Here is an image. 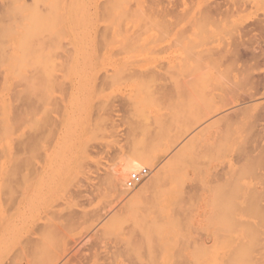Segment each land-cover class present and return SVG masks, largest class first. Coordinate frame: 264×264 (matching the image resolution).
I'll return each mask as SVG.
<instances>
[{
	"label": "rangeland",
	"instance_id": "rangeland-1",
	"mask_svg": "<svg viewBox=\"0 0 264 264\" xmlns=\"http://www.w3.org/2000/svg\"><path fill=\"white\" fill-rule=\"evenodd\" d=\"M37 9H41V14H39V11L37 14H39L38 16L42 15L41 18L43 17L44 20L38 16L37 18H33L35 17L33 16V10ZM29 13L30 15L32 13V20L29 19ZM46 18H49V22L46 20ZM31 21H34L33 24L36 22V26L29 24ZM26 28H29L30 31L36 34L31 35L28 33L31 35V37L35 38V40L37 39L38 41H43L39 42L40 44H36L37 41H34L33 38L29 40L30 35L28 36L26 34L29 32L28 29V31L24 34ZM34 30H40V32H38L39 35ZM21 34L25 36L27 35L28 38L26 37V40H22ZM25 36L23 39H25ZM39 36L42 38L40 39ZM15 37L16 39L18 38L17 41L15 40ZM19 40L23 42L20 41V43ZM4 41L5 43L3 44ZM14 41H16V43ZM26 41L27 43L30 41L31 45H27V43H25ZM13 43L17 49L14 47L15 51L13 48L12 52V47L14 46ZM35 44L37 45L36 47ZM18 45L19 47L22 46L21 49H23V47L24 49L25 47H27V49L29 48L27 51L24 50L29 54L25 53V55L22 52L21 55L19 53L20 48ZM0 46L2 47V50L4 49L3 53L1 52L2 50H0V131L2 130L0 132V150L2 149L1 151H3L1 154L2 156L0 157V264H38L40 261V264H77L78 262V264H83V260L84 262L89 260L84 264H95L97 262V264H103V262H105V264L106 262L107 264H110L111 262L109 261H112V259H117L114 262L112 261V264H124V262L127 264L130 258L132 259L129 262H134L133 264H135V262L136 264H185L187 262L188 264H194V262L197 264L199 261H201V264H241V261L242 264H255L256 260H259V262L264 264V117H262V114L264 116V0H0ZM39 49H41V51L38 52ZM4 51H7V53ZM33 51L37 52L33 53ZM17 52L18 56H15ZM12 53H14L13 55L16 57V59L13 58L14 56ZM19 54L21 57L27 56L23 58V60L26 61L22 62L24 68L20 67L19 60L22 61V58H19ZM28 55L30 57H28ZM17 57L19 59H17ZM257 57L259 59H257ZM30 63H33L31 64V67ZM16 66L19 67V70L17 71ZM63 70L64 73H62ZM29 71L30 74L31 71L33 73L36 71L35 73H37V75L33 73L32 74L34 77L37 76V78H40V80L41 78H44L42 81L34 78L36 79L35 81L37 88L36 85H33L35 82L33 81L34 79L30 80L33 77H25V75H28ZM13 72L17 76L13 75ZM40 72L42 75L43 72H48V75L45 73V77H43L44 75L42 76ZM106 74L110 75V78L109 76L107 78ZM112 74L116 76V79L113 78L115 76ZM61 76H63V78ZM3 77L5 78V81H3ZM24 77L25 79L27 78V80L29 79V81H31H28V84L31 85L25 84L26 80H22ZM47 77H49V80L51 79L50 82L48 81ZM149 77H151L152 80L149 79ZM54 78L58 79V81H55ZM111 78L114 80L109 83L108 80H111ZM145 78L151 81H146L144 80ZM153 78L157 79H154L153 81ZM17 80H19L17 84H20H16L17 87L14 85V88L13 82L15 84ZM140 80L143 81L141 82ZM103 82L105 85H103ZM42 83L45 84V88H43ZM58 83H60V85ZM139 83H141L140 85L143 87L140 86ZM47 85L51 87L50 90H48L49 88ZM29 86H34L32 87V91H30L31 89ZM38 86L40 87V90L38 89ZM158 87L160 89H158ZM33 88L35 90L38 89L37 92ZM146 88L149 90H143ZM156 88L160 91H158ZM14 90H21V92H16ZM26 90L27 92L25 93ZM153 90L154 93L165 90V92L167 91V94L169 93L168 96L170 95L171 97L169 96V98H167V95H165L163 98V94H166L165 92L154 94ZM47 91L50 92L48 93ZM10 93H12V96L9 95ZM26 94H29L31 97H28L29 95L27 96ZM156 94L158 97H161V95L162 97H159L160 99L157 100ZM63 97L65 101L62 100ZM162 99H164V103L162 102ZM10 103L12 106L14 105V107H12ZM142 104L144 106L146 105V107H143ZM149 104L152 106H148ZM212 105L214 107H211ZM162 106L165 108H162ZM12 108L18 114L20 111L22 112V115H20V112V116H16V120L14 118L15 112ZM134 108L135 111H138L139 113L135 112ZM105 110L107 111V114L104 113ZM207 110H209V112H207ZM130 111L134 112L135 115L132 112L130 113ZM141 111L144 116H142ZM146 111L148 114H146ZM163 112L166 113L163 114ZM160 113H162L161 116ZM186 113L187 116H183L186 115ZM99 114H101V116ZM248 114H250V116ZM11 115L12 120H14H11L10 122ZM150 115L151 118L155 119L150 120ZM21 116L23 117L22 120H20V118L18 119V117ZM132 116L133 119L135 118L134 121ZM172 116H174L173 119ZM160 117L163 119H160ZM140 118L144 121L141 120V122ZM156 118L158 119L156 120ZM165 119H167L166 121L168 122H163L169 124L163 126L164 124L162 123V120ZM147 120L150 121L147 122ZM170 120H173V122ZM130 121H133L132 125L135 128L139 127V131H136L137 129L132 127ZM144 122L145 124L150 123L151 125H145ZM11 123L13 126L10 125ZM142 124H144V126L141 129L140 125L142 126ZM184 124L186 126L187 124H190L188 126L189 128ZM48 125H50L51 128H49ZM168 125H172L173 130ZM167 126L169 128H167ZM190 126L193 128H190ZM128 127L135 129L133 133H130L132 131L128 129ZM151 127L153 128L151 129ZM111 128L114 130H111ZM160 128L163 129L161 130ZM164 129L165 131L168 130L166 133H172L171 137L170 134L167 135L170 138L173 137V141L171 140V142H173V144H175L178 148L170 143V138L167 135L165 136ZM186 129L189 131L188 134ZM199 129L201 130V133ZM106 130L110 132L108 133ZM127 130H130L129 134H132L130 137L131 139L129 138L130 135L127 133ZM150 130L152 132L153 130L156 132H153L154 136ZM169 130H172V132ZM148 131H150V135ZM173 131H175V134ZM176 131L178 132V135L181 133V137L178 136V138L176 136L177 140L174 138L177 133ZM112 133L114 134L113 136ZM135 133L139 135H135ZM31 134L35 136H31ZM125 135L127 137H125ZM139 136L141 137L140 139ZM148 136H150V138H148ZM152 137H154V139ZM127 138L131 140V145H128L129 141L126 140ZM133 138L136 141H134ZM155 138H157V142H155ZM37 140L38 142H36ZM194 140L196 141L194 142ZM121 141H127L128 143H123ZM159 141L160 143L163 142V144H160ZM133 142L137 146H134ZM152 142L154 144H151ZM147 143L148 145L151 144L153 147L151 145L146 147ZM27 144L28 146H26ZM22 145L26 147V151H24L25 147ZM170 146H174L172 147L173 149ZM119 147H122L121 149L123 151L120 150ZM131 147H134L135 149L132 148L131 150ZM136 147H141V150ZM154 147L156 149H154ZM194 147L196 150L199 148V150L195 152L198 153V156L194 153V151H196ZM13 148L15 150L12 151ZM28 148L30 150L32 148V152H30V150L27 151ZM117 148L119 150H117ZM161 148L165 150L161 151ZM167 148L168 150H166ZM125 149L127 150L125 151ZM142 150L144 152H148V154L146 152L145 154ZM192 150L193 152H191ZM127 151L130 155H127ZM149 153H151L150 158L153 159L149 161L151 162L149 165L150 169L146 168L145 166L141 168V170H148L149 178L146 177L147 179H144L142 181L143 183L141 182L140 184H145V186L148 185L146 184L148 181L145 180H149L152 177L155 178L156 174L160 175V177L163 175L161 182L162 184L166 182V184L162 185L159 183L157 187L154 186L153 188H149L148 190L150 191H146L144 189V185L141 186L138 184L134 190L126 191V186L124 187V185H126V179H128L126 177L129 176L127 175L123 181L125 184H122V186L119 185L118 187L119 191L121 190L122 192L124 190L125 192H117L118 190H114L112 186L107 187L111 184L109 182L110 179H108V176L113 175L110 178H114L115 174L112 171L118 173L123 164L126 166L129 162L126 161L129 160V156L131 158L130 160L133 159L132 157H134L133 160H138L139 156L142 154L149 158ZM183 153L185 154L183 155ZM189 153L193 154L189 155ZM119 156L121 157L120 160ZM142 157H144L145 162V156L140 157L141 161ZM116 158H118V161L115 164ZM150 158L148 160H150ZM166 159L169 160L165 161ZM178 159L180 164L176 165ZM187 159H189V161ZM121 160L124 163H121ZM158 163H160V166L164 163L162 166L163 168H158ZM169 163L174 164L173 169V164L170 166ZM164 165L165 167L167 166V168L171 167L169 168L170 170L165 168L168 173H166L167 171L164 169ZM109 166L111 168H108ZM113 167L114 170H112ZM109 169H111V171ZM9 171L11 175L13 174L14 179H12V176L9 175ZM230 171L231 173L234 171L236 174H230ZM21 172H23V175L20 176L19 174H21ZM202 173H204V175ZM74 174L75 176H73ZM103 174L105 176L104 178ZM209 174L212 176L210 177ZM30 176L33 177L29 179ZM216 176H222L223 178L219 177L218 179ZM232 176H234V179ZM19 177L25 178L20 180ZM210 178H214L211 180L212 182H210ZM235 178H237V180ZM101 179H105L106 182H103V180V184H101ZM201 179L204 180L201 181ZM215 180H217L218 183H216L217 181L215 182ZM225 180L230 182V184L228 183L226 186H224L226 183ZM9 181L13 186L9 185ZM107 181L110 184L105 185ZM201 182H203L202 185H205L203 186L205 189H203ZM233 182L235 186L232 187L230 185ZM94 185L98 187L96 188ZM160 185H162V187L164 186V188H162ZM139 186L142 188L144 186V188L141 189ZM192 186L196 188H192ZM199 186L202 187V189ZM99 187L102 192L98 191ZM238 188L241 189L240 196L238 194L240 189ZM138 189L140 190L138 191ZM195 189H197V191L201 190L199 191V195ZM211 189H214L215 191H211ZM230 189H233V191ZM109 191H111L110 194L108 193ZM231 191L233 193H231ZM141 192L145 194L143 195ZM148 192L149 194H147ZM181 192L184 193L181 194ZM191 192H194L195 195L190 194ZM101 193L102 196L98 195ZM117 193H121V195ZM226 193H228L229 196ZM105 194L107 195L104 196ZM187 194L190 195L188 196ZM147 195L150 198L145 197ZM181 196H183L182 200H180ZM189 197H193L192 200H190L191 198L189 199ZM131 198H133L132 202ZM185 198H188L186 200L189 201H187V203L184 204L185 207L182 208L184 206L182 202H185L183 201ZM143 199L145 203L144 201L142 202ZM193 199H195V202H193ZM247 200L249 201L247 202ZM125 201H127V203ZM176 201L179 202V204H182L178 207L180 209L182 208L183 211L181 209L180 212H177L178 203ZM190 201L194 204H197L193 206L194 204H192ZM133 202L135 204H133ZM164 203L166 207L164 206ZM56 204L59 206L57 207ZM105 204H107V206ZM207 204L214 208H211ZM55 205L56 207H54ZM216 205H219L221 208ZM122 208H127L128 210L126 211V209H123V211ZM208 208H211L212 210H209ZM95 209L97 212L99 211L98 217H96L97 215H93L94 213H97L96 211L94 212ZM149 209L152 211H149ZM174 209L176 210V213H174ZM246 209L248 210L247 212H245ZM71 210V213L80 212L79 214L82 215L83 213V215H86V217L83 216L85 217L83 218L81 215L77 214L78 217L80 216L78 218L75 214L76 222L74 219L75 217H73L74 214L70 213ZM144 211L146 214H144ZM64 212L67 213V218L63 215L60 216L61 214L66 215ZM88 212L91 214L89 215ZM51 214L53 216L59 214V217L61 218L59 219L58 216L54 218L51 216ZM69 215L73 218H68ZM161 215L163 216L161 217ZM173 215H178V218L176 216L174 218ZM219 215H221V217ZM45 216L48 220L45 219ZM93 216L94 218H92ZM126 218L127 220L132 218L130 219L131 221L128 220L131 223L128 224ZM154 218H157V220ZM88 219L90 220V223ZM164 219H166V222ZM93 220L95 221L93 222ZM152 220L155 221L152 222ZM167 220H169V222ZM234 220L237 221L238 224L236 223L235 225ZM65 221H67L68 226H66V228L63 226L64 223V225H66ZM73 221L74 224H71ZM85 221H88V223ZM78 222H82V224H78ZM84 222L86 223L85 225H83ZM145 222L151 223H147L151 227L149 228ZM159 222L162 223L160 224ZM92 224L95 225L93 226ZM52 225L55 228L51 227ZM237 225L238 227H236ZM123 226H125V228L122 230H125L126 232L128 231L127 234L123 233L125 231L121 230ZM129 226H134L133 230L132 227L129 229ZM148 228L149 230H152L148 231ZM39 229L41 231H39ZM68 229L69 232L67 231ZM53 230L54 232H51ZM106 230H109L112 234H114L111 235L110 233V239H107V236L110 235H108L109 231L107 233ZM48 231L49 233H47ZM151 231H153V233ZM157 231L160 233L158 234ZM102 232L104 234H102ZM94 233L97 234L96 237ZM45 234H49L47 235L49 236L48 239ZM98 235L103 238L100 239ZM138 235H140L141 238H139L140 236ZM41 236L44 238H41ZM114 236L116 237L113 238ZM52 237L55 239V241ZM149 237L154 240V243L153 241L151 243L149 242V240L151 241ZM36 238H39L40 240L37 239L36 242ZM56 238L58 240H56ZM132 238L134 241L138 239H142L143 241L145 239V241H148H144L143 245H141L143 241L140 242L139 240L140 244H138L141 245L142 248H140L139 245V247L136 248V242L132 241ZM44 239H46L48 242ZM205 239L208 240V246H202L205 252L203 253V248L200 245V241L202 243V240ZM28 240L30 242H28ZM106 240L110 243H108ZM21 241L22 243H20ZM122 241L124 244H126L125 246L122 244ZM132 242L134 243V246L132 245V247H130L131 245L129 244ZM148 242L154 245L151 246ZM40 243L42 244L40 245ZM66 243L67 245L69 243V245L67 246ZM94 243L96 245L100 244L98 245L99 247ZM117 243L121 247L118 246L116 248ZM145 243L149 246L144 245ZM194 243L198 245L196 246ZM36 244V249H33ZM193 245L195 248L192 250L194 251L196 247L198 249H200V247L202 248V253L205 256V259L202 258L203 255L202 257L199 256L201 254L197 255L199 251L196 249L197 253L195 252V254L199 257H195V259L192 260L190 254L192 252L194 253V251H190ZM44 246V251H42ZM103 246L108 247L105 248ZM122 246H124L125 250L121 249L123 248ZM144 246H146L145 249L143 248ZM26 247H29V249ZM30 247H32L35 252L30 250ZM151 247H153L154 252H152L153 249ZM126 248L128 249L127 253ZM131 248H134V254L130 253L132 252ZM138 248H140L141 252L138 251ZM146 248H148V251ZM25 249H28L27 252ZM92 250L95 252L92 253ZM119 250L121 253H119ZM100 251L103 252L104 255ZM112 251L116 258L112 256ZM123 251L124 253L128 254V256L123 254ZM137 251L138 254L136 253ZM142 251L145 253H142ZM156 252L158 253L157 256H155V254H157ZM189 252L190 254H187ZM94 254L97 256L95 255L94 257ZM186 254L187 256L184 257ZM15 255L16 258L14 259ZM89 255L91 257H88ZM122 255L123 257L125 256V258L122 259ZM129 255L132 256L129 257ZM18 256H20V258ZM82 256L85 257L83 258ZM58 257H60V259ZM86 257L90 259H87ZM30 258L32 262L28 263L30 262ZM33 258H35V260ZM37 259L38 262L36 261ZM133 259L136 261H133ZM156 259L158 262H156ZM196 259H198V261ZM253 259L256 260L254 261ZM190 260L192 261L190 262ZM244 261L246 262L243 263ZM129 262L128 264H132Z\"/></svg>",
	"mask_w": 264,
	"mask_h": 264
},
{
	"label": "bare ground",
	"instance_id": "bare-ground-1",
	"mask_svg": "<svg viewBox=\"0 0 264 264\" xmlns=\"http://www.w3.org/2000/svg\"><path fill=\"white\" fill-rule=\"evenodd\" d=\"M38 11H39V14H41V9H39V10H38V9H37V10H33L34 13H33V12H32V13H33V16H35V17L32 16V13H31V15H30V13H29V15H30V17L28 16L29 19L32 20V17H33V18H37V16L39 15V14H37ZM35 13H36V14H35ZM46 14H47V13H46ZM43 15H44V14H43ZM41 16H42V15H40V16H38V17L41 18ZM44 16H45V15H44ZM46 17H47V16H46ZM29 19H28V21H29ZM41 19L44 20L43 17H42ZM48 19H49V18H48ZM48 19L46 18V20H48ZM33 20H34V19H33ZM33 22H34V21H31L29 24L32 25ZM48 22H49V20H48ZM34 24H35V25H34ZM34 24H33V26H36V22H35ZM26 26H27V25H26ZM37 26H38V25H37ZM43 26H44V25H43ZM18 27H19V25H18ZM19 28H20V27H19ZM27 29L29 30V32H27V31H28ZM25 30H26V31H25ZM25 30H24V31H25L24 34L27 32L26 34H27L28 36H29L30 34H31V35H32V34H35V33H33L32 31H30L29 28H26ZM41 30H42V29H41ZM13 31H14V30H13ZM34 31H36L37 34H38V32H40V30H38V31H37V30H34ZM42 31H43V30H42ZM19 33H20V32H19ZM28 33H30V34H28ZM41 34H42V33H41ZM22 35H23V34H21V38H22V40H26V37L28 38L27 35H26V36L23 35V37L25 36V39H23ZM31 35L29 36V40H30L31 38H33V37H31ZM35 35H36V34H35ZM38 35H39V34H38ZM34 37H35V36H34ZM39 37H40V36H39ZM37 38H38V36H37ZM41 38H42V37H40V39H41ZM17 39H18V38H17ZM17 39H16V37H15V40H16V41H17ZM19 39H20V37H19ZM33 39H34V41H37V43L34 42L33 40H31V41H33V42L36 43V44H38L39 42H42V41H43V40H42V41H41V40L38 41L37 39L35 40V38H33ZM4 40H5V39H4ZM11 41H12V40H11ZM16 41H14V42L16 43ZM20 41H21V40H19V42H20ZM19 42H18V43H19ZM21 42H23V41H21ZM21 42H20V43H21ZM4 43H5V41L3 42V44H4ZM6 43H7V42H6ZM20 43H19V44H20ZM25 43H27V41H26ZM3 44H2V46H3ZM11 44H12V43H11ZM28 44L31 45V44H30V41L27 43V45H28ZM36 44H35V47L37 46ZM39 44H40V43H39ZM13 45H14V43H13ZM14 47L17 49V47L14 45V46L12 47V52H13V48H14ZM18 47H19V45H18ZM21 47H22V46L19 47V48H20V52H19L20 54H21L22 52H23V54H25V53H26L25 51H27V50L29 49V48L27 49V47H25V49H24V47H23V49H21ZM33 47H34V44H33ZM33 47H32V48H33ZM1 48H2V47L0 46V50H2ZM3 48H4V46H3ZM5 48H6V47H5ZM15 48H14V51H15ZM38 48H39V47H38ZM36 49H37V48H36ZM3 50H4V49H3ZM3 50L1 51L2 53H3ZM21 50H23V51H21ZM24 50H25V51H24ZM16 51H17V50H16ZM39 51H41V49H39L38 52H39ZM4 52H5V51H4ZM29 52H30V50H29ZM34 52L36 53L37 51H33V53H34ZM5 53H7V51H6ZM33 53H32V54H33ZM13 54H14V53H12V55H13ZM20 54H19V58H22V59H21L22 61L19 60V64H20V67L24 68V66L22 65V64H23L22 62L24 61L23 58L27 57V56H25V55H26V54H29V53H26L25 55H23V56H25V57H21L22 54H21V55H20ZM32 54H31V55H32ZM16 55L18 56V52H17V54H15V56H16ZM13 56H14V55H13ZM15 56H14L13 58L16 59ZM6 57H7V55H6ZM28 57H30V56L28 55ZM32 57H33V56H32ZM255 57H256V56H255ZM258 57H259V56H258ZM258 57H257V59H259ZM19 58L17 57V59H19ZM261 58H262V57H261ZM263 58H264V57H263ZM6 59H8V58H6ZM251 59H252V58H251ZM28 60H30V59H28ZM260 60H261V59H260ZM31 61H32V60H31ZM24 62H26V61H24ZM27 62H29V61H27ZM254 62H255V61H254ZM258 62H259V61H258ZM17 64H18V63H17ZM25 64H27V63H25ZM31 64H33V63H30V67H31ZM253 64H254V63H253ZM261 64H262V63H261ZM18 66H19V65H18ZM18 66H16V67H17L16 71L19 70V69H18V68H19ZM25 66H26V65H25ZM27 66H28V65H27ZM32 66H33V65H32ZM253 67H254V66H253ZM11 68H12V67H11ZM32 68H33V67H32ZM25 69H26V68H25ZM32 70H33V69H32ZM42 70H43V69H42ZM42 70H41V72H42ZM36 71H37V70H36ZM36 71H34V73L31 71V74H30V71H29L28 75H27V76L25 75V77H28V76H29V78L33 77V78H31L30 80H32V79H34V78L40 80V78H37V76H36V77L33 76V74L37 75V73H35ZM39 71H40V69H39ZM66 71H67V70H66ZM41 72H40V74H41ZM61 72H62V71H61ZM32 73H33V74H32ZM45 73H46V72H45ZM45 73L43 72V75H44ZM62 73H64V70H63ZM62 73H61V74H62ZM12 74H13V75H16V74H14V72H13ZM40 74H38V75H40ZM5 75H6V74H5ZM31 75H32V76H31ZM41 75H42V74H41ZM43 75H42V76H43ZM46 75H48V72L46 73ZM62 75H63V74H62ZM64 75H65V74H64ZM106 75H107V78H108V76H109V78H110V75H108V74H106ZM106 75H105V76H106ZM112 75H114V74H112ZM112 75H111V77H112ZM16 76H17V75H16ZM58 76H59V75H58ZM114 76H115V75H114ZM4 77H5V76H4ZM4 77H3V78H4ZM25 77H24V79H22V80H26V81H25V84H27V85H31V84H28L29 79L27 80V78L25 79ZM43 77H45V75H44ZM49 77H50V75H49ZM49 77H47V79H48V81L50 82L51 79L49 80ZM53 77H54V76H53ZM61 77L63 78V76H61ZM65 77H66V76H65ZM156 77H157V76H156ZM105 78H106V77H105ZM113 78L116 79V76L113 77ZM157 78H158V77H157ZM157 78H156V79H157ZM17 79H18V77H17ZM36 79H34L33 81H35ZM54 79H55V81H56V80L58 81V79H56V78H54ZM54 79H53V82H54ZM149 79L152 80L151 77H149ZM154 79H155V78H153V81H154ZM156 79H155V80H156ZM22 80H21V81H22ZM42 80H44V78H43V79L41 78L40 81H42ZM105 80H106V79H105ZM107 80H108V79H107ZM113 80H114V79L111 78V80H108V81H109V83H110V82H112ZM144 80H146V81H151V80H148V79H146V78H145ZM3 81H5V78H4ZM21 81H20V82H21ZM103 81H104V79H103ZM140 81H141V80H140ZM140 81H139V82H140ZM142 81H143V80H142ZM142 81H141V82H142ZM153 81H152V82H153ZM17 82H19V80H17V81L15 82V84H14V82H13V87H14V88H15L14 85H16ZM29 82H31V81H29ZM45 82H46V81H45ZM49 82H48V84H49ZM62 82H63V81H62ZM21 83H23V82H21ZM39 83H40V82H39ZM60 83H61V82H60ZM60 83H58V84L60 85ZM105 83H107V82H105ZM115 83H116V81H115ZM144 83H145V82H144ZM147 83H148V82H147ZM149 83H150V82H149ZM18 84H20V83H18ZM18 84H17V85H18ZM23 84H24V83H23ZM23 84H22V85H23ZM42 84H43V83H42ZM50 84H51V83H50ZM52 84H53V83H52ZM55 84H56V83H55ZM58 84H57V85H58ZM65 84H66V83H65ZM67 84H68V82H67ZM67 84H66V85H67ZM113 84H114V83H113ZM140 84H141V83H139V85H140ZM142 84H143V83H142ZM145 84H146V83H145ZM17 85H16V87H17ZM33 85H34V86L36 85V81L33 83ZM38 85H39V84H38ZM44 85H45V84H43V88H45ZM103 85H105L104 82H103ZM107 85H108V84H107ZM24 86H25V85H24ZM34 86H29L30 89H31L30 91H32V87H34ZM39 86H40V85H39ZM39 86H38V87H39ZM47 86H48V85H47ZM67 86H68V85H67ZM140 86H142V85H140ZM13 87H12V88H13ZM53 87H54V85H53ZM142 87H143V86H142ZM36 88H37V85H36ZM43 88H42V89H43ZM48 88H49L48 90H50L51 87L48 86ZM67 88H68V87H67ZM129 88H130V87H129ZM140 88H141V87H140ZM140 88H139V89H140ZM21 89H22V88H21ZM24 89H25V87H24ZM33 89H34V88H33ZM38 89L40 90V87H39ZM38 89H37V90H38ZM141 89H142V88H141ZM147 89H148V88L143 89V90L146 91ZM150 89H152V88H150ZM156 89H157V88H156ZM156 89H155V90H156ZM158 89H160V88L158 87ZM158 89H157V90H158ZM167 89H168V88H167ZM167 89H166V90H167ZM12 90H13V89H12ZM34 90H35V89H34ZM34 90H33V91H34ZM37 90H35V91L37 92ZM148 90H149V89H148ZM148 90H147V91H148ZM157 90H156V91H157ZM14 91H16V92H17V91H18V92H21V90H14ZM14 91H13V92H14ZM83 91H84V90H83ZM145 91H144V92H145ZM150 91H151V90H150ZM150 91H149V92H150ZM158 91H160V90H158ZM11 92H12V91H11ZM23 92H24V91H23ZM26 92H27V90L25 91V93H26ZM39 92H42V91H39ZM47 92L49 93L50 91H47ZM162 92L164 93L165 90H163ZM162 92H155V93H162ZM166 92H167V91H166ZM166 92H165V93H166ZM176 92H177V91H176ZM43 93H44V92H43ZM123 93H124V92H123ZM146 93H147V92H146ZM150 93H151V92H150ZM153 93H154V90H153ZM155 93H154V94H155ZM11 94H12V93H10L9 95H11ZM14 94H15V93H14ZM22 94H23V93H22ZM45 94H47V93H45ZM148 94H149V93H148ZM168 94H169V93H168ZM168 94H167V93H166V94H163V95H164L163 98L165 97V95H167V98H169L170 95L168 96ZM4 95H5V94H4ZM26 95L28 96L29 94H26ZM31 95H32V94H31ZM178 95H179V94H178ZM11 96H12V95H11ZM13 96H14V95H13ZM27 96H25V97H27ZM32 96H34V95H32ZM124 96H125V95H124ZM146 96H147V95H146ZM156 96H157V94H156ZM15 97H16V96H15ZM28 97H31V96L29 95ZM151 97H152V96H151ZM159 97H160V96H159ZM159 97L157 96V100L160 99V98L162 97V95H161L160 98H159ZM170 97H171V96H170ZM17 98H18V97H17ZM21 98H22V95H21ZM146 98H147V97H146ZM149 98H150V97H149ZM149 98H148V99H149ZM155 98H156V97H155ZM167 98H166V100H167ZM12 99H13V97H12ZM15 99H16V98H15ZM19 99H20V98H19ZM19 99H17V100H19ZM128 99H129V98H128ZM153 99H154V98H153ZM153 99H152V100H153ZM174 99H175V98H174ZM10 100H11V97H10ZM13 100H14V99H13ZM17 100H16V102H17ZM62 100H64V97H63ZM124 100H125V99H124ZM142 100H143V99H142ZM171 100H172V98H171ZM171 100H170V101H171ZM220 100H221V99H220ZM220 100H219V102H220ZM64 101H65V100H64ZM125 101H126V100H125ZM127 101H128V100H127ZM145 101H146V100H145ZM160 101H161V100H160ZM163 101H164V99H162V102H163ZM170 101H168V102H170ZM132 102H133V101H132ZM142 102H143V101H142ZM146 102H148V101H146ZM150 102H152V101H150ZM153 102H154V101H153ZM156 102H158V101H156ZM162 102H159V103H162ZM168 102H167V103H168ZM173 102H174V101H173ZM14 103H15V101H14ZM136 103H137V102H136ZM138 103H139V102H138ZM159 103H158V104H159ZM163 103H164V102H163ZM213 103H214V102H213ZM220 103H221V102H220ZM10 104H11V103H10ZM60 104H61V103H60ZM147 104H148V103H147ZM153 104H155V103H153ZM165 104H166V101H165ZM131 105H132V104H131ZM142 105H143V104H142ZM150 105H151V104H149L148 106H150ZM159 105H160V104H159ZM168 105H169V104H168ZM11 106H12V104H11ZM60 106H61V105H60ZM81 106H82V105H81ZM109 106H110V105H109ZM111 106H113V105H111ZM125 106H126V105H125ZM151 106H152V105H151ZM164 106H165V105H164ZM12 107H14V105H13ZM107 107H108V106H107ZM107 107H106V108H107ZM135 107H136V106H135ZM143 107H146V105H145V106L143 105ZM143 107H140V108H143ZM156 107H157V106H156ZM160 107H161V106H160ZM167 107H168V106H167ZM169 107H171V106H169ZM175 107H176V106H175ZM211 107H214V106L212 105ZM111 108H112V107H111ZM126 108H127V106H126ZM131 108H132V107H131ZM147 108H148V107H147ZM158 108H159V107H158ZM162 108H165V107L162 106ZM162 108H161V110H162ZM250 108H251V107H250ZM12 109H13V108H12ZM127 109H128V108H127ZM167 109H168V108H167ZM209 109H210V108H209ZM218 109H219V108H218ZM263 109H264V108H263ZM77 110H78V109H77ZM101 110H102V109H101ZM108 110H109V109H108ZM110 110H111V109H110ZM112 110H114V109H112ZM137 110H138V108H137ZM139 110H140V109H139ZM143 110H144V109H143ZM143 110H142V111H143ZM13 111H14V109H13ZM13 111H12V113H13ZM128 111H129V109H128ZM128 111H127V112H128ZM134 111H135V108H134ZM142 111H141V114H142V116H144L143 113H142ZM158 111H159V109H158ZM249 111H250V109H249ZM14 112H15V111H14ZM17 112H19V111H17ZM20 112H21V111H20ZM20 112H19V114H20ZM106 112H107V111L105 110L104 113H106ZM108 112H109V111H108ZM131 112H132V111H130V113H131ZM135 112L139 113L138 111H135ZM168 112H169V111H168ZM207 112H209V110H207ZM255 112H256V111H255ZM263 112H264V111H263ZM111 113H112V112H111ZM132 113L134 114V112H132ZM152 113H153V112H152ZM164 113H166V112H163V114H164ZM171 113H172V112H171ZM171 113H170V114H171ZM180 113H181V111H180ZM250 113H251V112H250ZM256 113H258V112H256ZM256 113H255V114H256ZM259 113H260V112H259ZM14 114H15V117H14V116H13V117H14L15 120H16V118H17L16 116H17V115H18V116L22 115V112H21L20 115H19L18 113H16V112H15ZM79 114H80V113H79ZM106 114H107V113H106ZM146 114H148L147 111H146ZM146 114H145V115H146ZM167 114H169V113H167ZM12 115H13V114H12ZM12 115H11L10 122H11V120H12ZM80 115H81V114H80ZM99 115L101 116V114H99ZM103 115H104V114H103ZM111 115H112V114H111ZM134 115H135V114H134ZM139 115H140V114H139ZM157 115H158V114H157ZM161 115H162V113H160V116H161ZM165 115H166V114H165ZM213 115H214V114H213ZM248 115L250 116V114H248ZM140 116H141V115H140ZM140 116H139V117H140ZM163 116H164V115H163ZM166 116H167V115H166ZM174 116H175V115H174ZM174 116H172V119H173ZM183 116H187V113H186V115H183ZM188 116H190V115H188ZM198 116L201 117L200 115H198ZM256 116H257V115H256ZM111 117H112V116H111ZM111 117H109V118H111ZM130 117H131V116H130ZM154 117H156V116H154ZM180 117H181V116H180ZM180 117H179V118H180ZM193 117H195V116H193ZM257 117H258V116H257ZM262 117H264L263 114H262ZM9 118H10V116H9ZM19 118H20V120H22L23 117L21 116V117H18V119H19ZM45 118H46V117H45ZM101 118H102V117H101ZM127 118H128V117H127ZM142 118H144V117H142ZM149 118H150V120H151V119H155V118H151V115H150ZM167 118H168V117H167ZM170 118H171V117H170ZM254 118H255V116H254ZM18 119H17V120H18ZM46 119H47V118H46ZM104 119H105V118H104ZM128 119H129V118H128ZM132 119H133V116H132ZM134 119H135V118H134ZM134 119H133V121H134ZM147 119H148V118H147ZM157 119H158V118H156V120H157ZM160 119H163V118L160 117ZM177 119H178V118H177ZM187 119H188V118H187ZM192 119H193V118H192ZM13 120H14V119H13ZM13 120H12V121H13ZM47 120H48V119H47ZM47 120H46V121H47ZM50 120H51V119H50ZM107 120H108V117H107ZM110 120H111V119H110ZM129 120H130V119H129ZM141 120H142V119L140 118V121H141ZM150 120H147V122L150 121ZM166 120H167V119L162 120V123L164 124L163 126H165L166 124H169V123H164ZM197 120H198V119H197ZM203 120H204V119H203ZM48 121H49V120H48ZM133 121H132V122L130 121V122H131V125H132ZM142 121H144V120H142ZM142 121H141V122H142ZM145 121H146V120H145ZM154 121H155V120H154ZM163 121H164V122H163ZM170 121L173 122V120H170ZM170 121H169V122H170ZM181 121H182V119H181ZM198 121H200V120H198ZM0 122H1V121H0ZM44 122H45V121H44ZM160 122H161V121H160ZM166 122H168V121H166ZM174 122H175V121H174ZM177 122H178V121H177ZM189 122H190V121H189ZM196 122H197V121H196ZM47 123H48V122H47ZM112 123H113V122H112ZM181 123H182V122H181ZM200 123H201V122H200ZM13 124H14V123H13ZM44 124H45V123H44ZM110 124H111V123H110ZM110 124H109V125H110ZM114 124H115V122H114ZM126 124H127V123H126ZM134 124H135V122H134ZM137 124H138V123H137ZM140 124H141V123H140ZM144 124H145V122H144ZM144 124H142V126L140 125L141 129L143 128ZM147 124H148V123H146L145 125H147ZM157 124H158V123H157ZM159 124H160V123H159ZM178 124H179V123H178ZM192 124H193V123H192ZM192 124H191V125H192ZM195 124H196V123H195ZM195 124H194V125H195ZM10 125H12V123H11ZM115 125H116V124H115ZM115 125H114V126H115ZM129 125H130V124H129ZM131 125H130V126H131ZM148 125H151V124L149 123ZM154 125H155V124H154ZM161 125H162V124H161ZM175 125H176V124H175ZM184 125H185V124H184ZM189 125H190V124H189ZM189 125L187 124V126H186V125H185V126L188 127ZM197 125H198V124H197ZM12 126H13V125H12ZM45 126H46V125H45ZM48 126H49V128H51L50 125H48ZM111 126H112V125H111ZM117 126H118V125H117ZM135 126H136V125H135ZM138 126H139V125H138ZM152 126H153V125H152ZM159 126H160V125H159ZM163 126H162V127H163ZM168 126H170V125H168ZM168 126H167V128H169ZM5 127H7V126H5ZM14 127H15V126H14ZM42 127H44V126H42ZM109 127H110V126H109ZM112 127H113V126H112ZM132 127H134V126L132 125ZM132 127H131V128H132ZM136 127H137V126H136ZM145 127H146V126H145ZM145 127H144V131H145ZM170 127L172 128V125H171ZM191 127H192V126H190V128H191ZM194 127H195V126H194ZM12 128H13V127H12ZM131 128L128 127V129H130V130L132 131V132H130V130H129V131L127 130V133H128V134H129V132H130V133H133V131H134L135 129H137L136 131H139V130H138L139 127H138V128H135V127H134L135 129H134V128L131 129ZM152 128H153V127H151V129H152ZM164 128H165V127H164ZM188 128H189V127H188ZM192 128H193V127H192ZM0 129H1V127H0ZM9 129H10V128H9ZM16 129H17V127H16ZM19 129H20V128H19ZM46 129H47V128H46ZM112 129H113V128H111V130H112ZM126 129H127V128H126ZM126 129H125V130H126ZM141 129H140V130H141ZM160 129H161V128H160ZM162 129H163V128H162ZM162 129H161V130H162ZM180 129H181V128H180ZM4 130H5V129H4ZM10 130H11V129H10ZM48 130H50V129H48ZM77 130H78V129H77ZM107 130H108V129H107ZM107 130H106V131H107ZM113 130H114V129H113ZM147 130H148V129H147ZM147 130H146V131H147ZM172 130H173V128H172ZM172 130H169V131L172 132ZM184 130H185V129H184ZM187 130H188V129H186V131H187ZM189 130H190V129H189ZM199 130H200V129H199ZM1 131H2V130H1ZM1 131H0V132H1ZM14 131H15V130H14ZM150 131H151V130H150ZM150 131H148V132H149V135L151 134ZM156 131H157V130H156ZM159 131H160V130H159ZM164 131H165V129H164ZM167 131H168V130L165 131V136L168 134V133H166ZM6 132H8V131H6ZM6 132H5V133H6ZM9 132H10V131H9ZM15 132H16V131H15ZM107 132L109 133L110 131H107ZM114 132H115V131H114ZM151 132H152V131H151ZM153 132H154V130H153ZM153 132H152V135H153ZM157 132H158V131H157ZM160 132H162V131H160ZM160 132H159V133H160ZM176 132H177V131H176ZM181 132H182V131H181ZM188 132H189V131H187V134H188ZM198 132H199V131H198ZM198 132H196V133H198ZM69 133H71V132H69ZM124 133H125V132H124ZM138 133H139V132H138ZM140 133H141V131H140ZM154 133H156V132H154ZM159 133H157V134H159ZM173 133L175 134V131H173ZM183 133H184V131H183ZM183 133H182V134H183ZM200 133H201V130H200ZM0 134H1V133H0ZM3 134H4V133H3ZM3 134H2V135H3ZM23 134H26V133H23ZM110 134H111V133H110ZM128 134H127V135H128ZM162 134H163V133H162ZM169 134H170V133H169ZM169 134H168V135H169ZM174 134H173V135H174ZM198 134H199V133H198ZM202 134H203V133H202ZM2 135H1V136H2ZM20 135H21V134H20ZM69 135H70V134H69ZM108 135H109V134H108ZM113 135H114V134L112 133V136H113ZM129 135H130V136H129V138H130V137L132 136V134H129ZM135 135H139V134H136V133H135ZM135 135H134V136H135ZM142 135H143V134H142ZM147 135H148V134H147ZM160 135H161V134H160ZM168 135H167V136H168ZM171 135H172V133L170 134V137H171ZM193 135H194V134H193ZM31 136H35V135H32V134H31ZM109 136H110V135H109ZM143 136H144V135H143ZM153 136H154V135H153ZM165 136H164V137H165ZM176 136H177V137H178V136L181 137V133L178 135V132H177L176 135L174 136V138H176V140H177V137H176ZM28 137H29V136H28ZM67 137H69V136H67ZM107 137H108V136H107ZM125 137H127V136L125 135ZM135 137H136V136H135ZM135 137H134V138H135ZM146 137H147V136H146ZM146 137H144V138H146ZM156 137H157V136H156ZM160 137H162V136H160ZM168 137H169V136H168ZM170 137H169V138H170ZM187 137H188V136H187ZM192 137H193V136H192ZM194 137H195V135H194ZM22 138H23V137H22ZM22 138H21V139H22ZM32 138H33V137H32ZM116 138H117V137H116ZM134 138H133V139H134ZM140 138H141V137L139 136V139H140ZM144 138H143V140H144ZM148 138H150V136H148ZM152 138L154 139V137H152ZM157 138H158V137H157ZM157 138H155V139H156L155 142L158 141ZM162 138H163V137H162ZM165 138H166V137H165ZM169 138H167V139H169ZM172 138H173V137H172ZM172 138H170V143H171L172 145L176 146L175 144H173V142H171ZM178 138H179V137H178ZM23 139H24V138H23ZM25 139H26V138H25ZM30 139H31V138H30ZM130 139H131V138H130ZM135 139H137V138H135ZM135 139H134V141H136ZM158 139H159V138H158ZM167 139H166V140H167ZM186 139H187V138H186ZM28 140H29V139H28ZM28 140H27V141H28ZM33 140H34V139H33ZM118 140H119V139H118ZM122 140H123V138H122ZM126 140L129 141V143H128L127 141H124V142H127L128 145H129L131 140H129L128 138H127ZM145 140H146V139H145ZM147 140H148V139H147ZM161 140H162V139H161ZM182 140H183V139H182ZM201 140H202V139H201ZM13 141H14V140H13ZM21 141H22V140H21ZM116 141H117V140H116ZM149 141H151V140H149ZM149 141H148V142H149ZM172 141H173V140H172ZM174 141H175V140H174ZM195 141H196V140H194V142H195ZM19 142H20V141H19ZM28 142H29V141H28ZM36 142H38V140H37ZM72 142H73V141H72ZM121 142H123V141H121ZM124 142H123V143H124ZM143 142H144V141H143ZM168 142H169V140H168ZM176 142H177V141H176ZM15 143H16V142H15ZM23 143H24V142H23ZM26 143H27V142H26ZM31 143H32V142H31ZM108 143H109V141H108ZM115 143H116V142H115ZM119 143H120V142H119ZM127 143H126V145H127ZM136 143H137V142H136ZM144 143H146V142H144ZM149 143H150V142H149ZM159 143H160V141H159ZM170 143H169V144H170ZM17 144H18V143H17ZM20 144H22V143H20ZM24 144H25V143H24ZM33 144H34V141H33ZM33 144H32V145H33ZM64 144H65V143H64ZM133 144H134V142H133ZM151 144H154V143L152 142ZM151 144H149V145H151ZM160 144H163V142L160 143ZM194 144H196V143H194ZM205 144H206V143H205ZM18 145H19V144H18ZM128 145H127V146H128ZM130 145H131V144H130ZM145 145H146V144H145ZM149 145H148V143H147V146H146V147H148ZM177 145H178V144H177ZM183 145H184V144H183ZM188 145H189V143H188ZM196 145H197V144H196ZM203 145H204V144H203ZM12 146H13V145H12ZM19 146H20V145H19ZM22 146H23V145H22ZM26 146H28V144H27ZM30 146H31V145H30ZM30 146H29V147H30ZM36 146H37V145H36ZM36 146H35V148H36ZM121 146H122V145H121ZM124 146H125V144H124ZM134 146H137V145L134 144ZM151 146H152V145H151ZM161 146H162V145H161ZM174 146H172V147H174ZM181 146H182V145H181ZM192 146H193V145H192ZM198 146H199V145H198ZM198 146H197V147H198ZM23 147H25V146H23ZM142 147H144V146H142ZM146 147H145V150H146ZM152 147H153V146H152ZM152 147H151V149H152ZM155 147H157V146H155ZM155 147H154V149H156ZM170 147H171V146H170ZM172 147H171V148H172ZM176 147H177V146H176ZM182 147H183V146H182ZM195 147H196V146H195ZM195 147H194V148H195ZM210 147H211V146H210ZM3 148H4V147H3ZM119 148H120V150H122V149H121L122 147H119ZM125 148H126V146H125ZM132 148L135 149L134 147H131V150H132ZM136 148H139V147H136ZM140 148H141V147H140ZM140 148H139V149H140ZM171 148H170V149H171ZM177 148H178V147H177ZM180 148H181V147H180ZM184 148H185V146H184ZM184 148H183V149H184ZM187 148H190V147H187ZM142 149H143V148H142ZM149 149H150V148H149ZM149 149H147V150H149ZM151 149H150V150H151ZM161 149H162V148H161ZM172 149H173V148H172ZM185 149H186V148H185ZM206 149H207V148H206ZM1 150H2V149H1ZM1 150H0V157L2 156L1 154H2V152H3V151H1ZM13 150H15V149L13 148L12 151H13ZM23 150H24V149H23ZM28 150H30V149L28 148L27 151H28ZM31 150H32V148H31ZM31 150H30V152H32ZM117 150H119V149L117 148ZM126 150H127V149H125V151H126ZM128 150H129V148H128ZM140 150H141V149H140ZM159 150H160V149H159ZM163 150H165V149H162L161 151H163ZM166 150H168V148H167ZM174 150H175V149H174ZM181 150H182V149H181ZM187 150H188V149H187ZM190 150H191V149H190ZM195 150H196V148H195ZM198 150H199V148H198ZM198 150L194 151V153L197 152ZM16 151H17V149H16ZM16 151H15V152H16ZM24 151H26V147H25V150H24ZM67 151H68V150H67ZM72 151H73V150H72ZM122 151H123V150H122ZM134 151H135V150H134ZM134 151H133V152H134ZM136 151H137V149H136ZM136 151H135V152H136ZM142 151H143V150H142ZM157 151H158V150H157ZM169 151H170V150H169ZM18 152H19V151H18ZM22 152H23V151H22ZM22 152H21V153H22ZM33 152H34V150H33ZM63 152H64V151H63ZM65 152H66V151H65ZM74 152H75V151H74ZM131 152H132V151H131ZM143 152H144V151H143ZM143 152H142V153H143ZM145 152H146V151H145ZM145 152H144V153H145ZM170 152H171V151H170ZM177 152H178V151H177ZM183 152H184V151H183ZM191 152H193V150H192ZM126 153H127V155H130V154H128V153H129L128 151H127ZM126 153H124V154H126ZM136 153H137V152H136ZM144 153H143V154H144ZM146 153L148 154V152H146ZM146 153H145V154H146ZM208 153H209V151H208ZM5 154H6V153H5ZM14 154H15V153H14ZM16 154H17V153H16ZM26 154H27V153H26ZM115 154H116V153H115ZM143 154H142L141 156H145L146 161L148 162V164H147L146 161H145L146 163L144 162V160H145L144 157H142V161H141V159H140L141 156H139V158H138V156H137L138 160H133L134 157H132V155H133V153H132L131 157H132L133 159L130 160V159H131L130 156H129V158L126 157V158L129 159V160H126L127 162L129 161L128 164H127L126 166H124V164H123V166H122L123 168L121 167V168L119 169L120 171H119L118 173H116L115 171H112V172H114V174H115V175H114V178L111 179L110 177L113 176V175L110 174L111 176H108V177H109L108 179H110L109 182H110L111 184L108 183V181H107V183H106L105 185L110 184V186H107V187H111V186H112L114 190H118V189H119V188H118L119 185L122 186V184H125L123 181H124V179H125V177H126L127 175H130L131 173H135V172L137 173V172H139L143 166H145L146 168L150 169V168H149V167H150L149 165H150L151 162H149V161H151V159H152V158H150V157H151V155H150L151 153H149V155H148V157L150 158V160H148L149 158H147L146 155H143ZM184 154H185V153H183V155H184ZM192 154H193V153H192ZM192 154L189 153V155H192ZM195 154L197 155L198 153H195ZM245 154H246V153H245ZM12 155H13V154H12ZM20 155H21V154H20ZM24 155H25V154H24ZM34 155H35V154H34ZM44 155H45V154H44ZM175 155H177V154H175ZM187 155H188V153H187ZM201 155H202V154H201ZM201 155H199V156H201ZM203 155H205V154H203ZM16 156H17V155H16ZM25 156H26V155H25ZM29 156H30V155H29ZM32 156H33V154H32ZM83 156H84V154H83ZM83 156H82V157H83ZM125 156H126V155H125ZM125 156H124V157H125ZM197 156H198V155H197ZM3 157H4V156H3ZM11 157H13V156H11ZM22 157H23V155H22ZM67 157H68V156H67ZM152 157H153V156H152ZM177 157H178V156H177ZM184 157H185V156H184ZM184 157H183V158H184ZM195 157H196V156H195ZM201 157H202V156H201ZM204 157H205V156H204ZM249 157H250V156H249ZM4 158H5V157H4ZM20 158H21V157H20ZM23 158H24V157H23ZM32 158H34V157H32ZM62 158H63V157H62ZM114 158H115V157H114ZM190 158H191V157H190ZM198 158H199V157H198ZM206 158H207V157H206ZM82 159H83V158H82ZM120 159H121V157L119 156V160H120ZM135 159H136V157H135ZM139 159H140V160H139ZM173 159H174V157H173ZM184 159H185V158H184ZM199 159H200V158H199ZM209 159H210V158H209ZM15 160H16V159H15ZM18 160H19V159H18ZM28 160H29V159H28ZM30 160H31V159H30ZM59 160H60V159H59ZM61 160H62V159H61ZM124 160H125V159H124ZM152 160H153V159H152ZM168 160H169V159H166L165 161H168ZM187 160L189 161V159H187ZM197 160H198V159H197ZM16 161H17V160H16ZM16 161H15V163H16ZM23 161H24V160H23ZM80 161H81V160H80ZM117 161H118V158H116V162L114 161L115 164L117 163ZM121 161H122V160H121ZM177 161H178L179 163H178ZM177 161H176V162H177L176 165L180 164L179 159H178ZM190 161H191V160H190ZM13 162H14V161H13ZM25 162H26V161H25ZM27 162H28V161H27ZM78 162H79V161H78ZM114 162H113V163H114ZM119 162H120V161H119ZM119 162H118V163H119ZM81 163H82V162H81ZM121 163H124V162L122 161ZM166 163H167V162H166ZM173 163H174V162H173ZM173 163H172V164H173ZM209 163H210V162H209ZM28 164H29V163H28ZM110 164H111V163H110ZM119 164H120V163H119ZM125 164H126V163H125ZM163 164H164V163H163ZM163 164L160 166V163H158V165H159L158 168H159V167L163 168V167H162ZM167 164H168V163H167ZM172 164L169 163L170 166H171ZM17 165H18V164H17ZM23 165H25V164H23ZM63 165H64V164H63ZM111 165H112V164H111ZM165 165H166V164H165ZM165 165H164V169H165V168H166V169L171 168V167L167 168V166L165 167ZM184 165H185V164H184ZM11 166H12V165H11ZM18 166H19V165H18ZM78 166H79V164H78ZM204 166H205V165H204ZM12 167H13V166H12ZM12 167H11V168H12ZM27 167H28V166H27ZM38 167H39V166H38ZM156 167H157V166H156ZM181 167H182V165H181ZM205 167H206V166H205ZM108 168H111V167L109 166ZM173 168H174V164L172 165V169H173ZM176 168H177V167H176ZM13 169H14V168H13ZM26 169H27V168H26ZM33 169H34V166H33ZM33 169H32V170H33ZM38 169H39V168H38ZM166 169H165V170H166ZM172 169H171V170H172ZM235 169H237V168H235ZM15 170H16V166H15ZM20 170H22V169H20ZM28 170H29V169H28ZM109 170L111 171V169H109ZM112 170H114V167L112 168ZM158 170H159V169H158ZM169 170H170V169H169ZM200 170H201V168H200ZM200 170H199V171H200ZM10 171H11V170H10ZM10 171H9V173H10ZM17 171H18V170H17ZM151 171H152V170H151ZM166 171H167V170H166ZM175 171H176V169H175ZM203 171H204V168H203ZM203 171H201V172H203ZM14 172H16V171H14ZM77 172H78V171H77ZM154 172H155V171H154ZM157 172H158V171H157ZM12 173H13V172H12ZM18 173H20V172H18ZM30 173H32V172H30ZM81 173H82V172H81ZM160 173H162V172H160ZM160 173H159V174H160ZM166 173H168V171H167ZM166 173H165V174H166ZM172 173H174V172H172ZM204 173H206V172H204ZM204 173H202V174L204 175ZM234 173L236 174V172L233 171V172L231 173V171H230V174H233V175H234ZM237 173H238V172H237ZM24 174H25V173H24ZM106 174H107V172H106ZM106 174H105V175H106ZM153 174H155V173H153ZM223 174H224V173H223ZM226 174H227V173H226ZM228 174H229V173H228ZM9 175L12 176V179H14L13 174L11 175V173H10ZM16 175H17V174H16ZM19 175H20V176L23 175V172H21V174H19ZM19 175H18V176H19ZM82 175H83V174H82ZM150 175H151V174H150ZM157 175H158V174L155 175V176H156L155 178L152 177L153 179L150 178L149 180H145V181H148V183L145 182V183L148 184V185L145 186V184H142V185L145 186V188H144V186H143V188H144L146 191H147L149 188H151V187H152V188H153L154 186L157 187L159 183L162 184V182H161V178L163 177V175L161 174V175H162L161 177H160V175H158V176H157ZM169 175H171V174H169ZM73 176H75V174H74ZM148 176H149V175H148ZM152 176H153V175H152ZM209 176H210V174H209ZM211 176H212V175H211ZM211 176H210V177H211ZM222 176H223V175H222ZM222 176H219V177H220V178H223ZM226 176H227V175H226ZM236 176H237V175H236ZM7 177H8V176H7ZM26 177H27V176H26ZM32 177H33V176H32ZM32 177L30 176L29 179H31ZM56 177H57V175H56ZM104 177H105V176H104V174H103V178H104ZM128 177H129V176H127L126 178H128ZM150 177H151V176H150ZM167 177H169V176H167ZM216 177L219 179L218 176H216ZM229 177H230V176H229ZM232 177H233V179H234V176H232ZM17 178H18V177H17ZM22 178H25V177H22ZM22 178L19 177L20 180H23ZM77 178H78V177H77ZM80 178H81V177H80ZM148 178H149V177H148ZM165 178H166V177H165ZM172 178H173V177H172ZM204 178H205V177H204ZM227 178H228V177H227ZM108 179H106V180H108ZM145 179H147V178H145ZM151 179H152V180H151ZM162 179H163V178H162ZM170 179H171V178H170ZM205 179H206V178H205ZM208 179H209V178H208ZM213 179H214V178H212V179L210 178V182H212L211 180H213ZM218 179H217V180H218ZM233 179H232V180H233ZM235 179L237 180V178H235ZM6 180H7V178H6ZM20 180H19V181H20ZM24 180H25V179H24ZM55 180H56V179H55ZM103 180H104V181H103ZM126 180H127V179H126ZM164 180H165V179H164ZM203 180H204V179H201V181H203ZM217 180H215V182H216ZM227 180H228V179H227ZM227 180H225L226 183L224 184V186H226V184H228V183L230 184V182H228L229 180H228V181H227ZM232 180H231V182H232ZM3 181H4V180H3ZM7 181H8V180H7ZM10 181H11V180H10ZM10 181H9V185H12V184H10ZM16 181H17V180H16ZM102 181H103V182H106L105 179H101V182H100L101 184H103ZM149 181H150V183H149ZM166 181H167V180H166ZM219 181H220V180H219ZM221 181H222V180H221ZM13 182H15V181H13ZM163 182H164V181H163ZM171 182H173V181H171ZM171 182H170V183H171ZM6 183H7V182H6ZM21 183H23V182H21ZM53 183H54V182H53ZM142 183H143V182H142ZM202 183H203V182H201V185H202ZM208 183H209V182H208ZM213 183H214V182H213ZM216 183H218V181H217ZM221 183H222V182H221ZM223 183H224V182H223ZM236 183H237V182H236ZM16 184H17V183H16ZM164 184H166V182H165ZM164 184H162V185H164ZM96 185H98V184H96ZM140 185H141V184H140ZM142 185H141V186H142ZM162 185H160V186L162 187ZM168 185H169V183H168ZM210 185H211V184H210ZM212 185H213V184H212ZM239 185H240V184H239ZM6 186H7V184H6ZM12 186H13V185H12ZM19 186H20V185H19ZM94 186H95V185H94ZM99 186H100V185H99ZM102 186H103V185H102ZM125 186H126V185H124V187H125ZM160 186H159V187H160ZM196 186H197V185H196ZM203 186H205V185H202V187H203ZM206 186H207V184H206ZM219 186H220V185H219ZM228 186H229V185H228ZM228 186H227V187H228ZM230 186H232V187L235 186L234 182H233ZM230 186H229V187H230ZM236 186H237V184H236ZM8 187H9V186H8ZM10 187H11V186H10ZM14 187H15V186H14ZM14 187H12V188H14ZM95 187L97 188L98 186H95ZM104 187H105V186H104ZM124 187H122V188H124ZM139 187H140V186H139ZM161 187H160V188H161ZM193 187H194V186H192V188H193ZM199 187H200V186H199ZM202 187H200V188L202 189ZM240 187H241V186H240ZM2 188H3V187H2ZM16 188H17V187H16ZM19 188H21V187H19ZM19 188H18V189H19ZM96 188H95V189H96ZM101 188H102V187H101ZM122 188H121V189H122ZM135 188H136V187H135ZM137 188H138V187H137ZM140 188L143 189L142 187H140ZM162 188H164V186H163ZM168 188H169V187H168ZM194 188H196V187H194ZM212 188H213V186H212ZM214 188H216V187H214ZM235 188H236V187H235ZM4 189H6V188H4ZM4 189H3V190H4ZM66 189H67V188H66ZM99 189H100V187L98 188V191H101V189H100V190H99ZM111 189H112V188H111ZM113 189H112V190H113ZM154 189H155V188H154ZM171 189H172V188H171ZM203 189H205V188L203 187ZM238 189H240V188H238ZM249 189H250V188H249ZM251 189H252V188H251ZM6 190H7V189H6ZM12 190H13V189H12ZM12 190H11V191H12ZM108 190H109V189H108ZM122 190H123V189H122ZM125 190L127 191V189H125ZM132 190H134V189H131L130 191H132ZM135 190H137V189H135ZM139 190H140V189H138V191H139ZM156 190H157V189H156ZM158 190H159V188H158ZM166 190H167V189H166ZM181 190H182V189H181ZM206 190H207V189H206ZM212 190H214V189H211V191H212ZM230 190L233 191V189H230ZM236 190H237V189H236ZM9 191H10V188H9ZM9 191H8V192H9ZM16 191H18V190H16ZM123 191H124V190H123ZM123 191H122V192H123ZM138 191H137V193H138ZM141 191H142V190H141ZM146 191H144V192H146ZM148 191H150V190H148ZM159 191H160V190H159ZM159 191H158V193H159ZM163 191H164V190H163ZM192 191H193V190H192ZM195 191H197V189H195ZM199 191H201V190H199ZM199 191H197V192H198V195H199V193H200ZM209 191H210V190H209ZM214 191H215V190H214ZM225 191H227V190H225ZM232 191H231V193H233ZM240 191H241V189L239 190V192L237 191L238 194H239V196H240ZM12 192H13V191H12ZM101 192H102V191H101ZM106 192H107V191H106ZM106 192H105V193H106ZM110 192H111V191H109L108 193L110 194ZM117 192H121V190H120V191L118 190ZM122 192H121V193H122ZM124 192H125V191H124ZM142 192H143V191H142ZM142 192H141V193H142ZM152 192H153V191H152ZM154 192H155V191H154ZM179 192H180V191H179ZM206 192H207V191H206ZM10 193H11V192H10ZM15 193H16V192H15ZM99 193H100V192H99ZM121 193H120V194L117 193V194L121 195ZM131 193H132V192H131ZM135 193H136V192H135ZM141 193H140V194H141ZM161 193H162V192H161ZM182 193H184V192H181V194H182ZM188 193H189V191H188ZM242 193H243V192H242ZM7 194H8V193H7ZM19 194H20V192H19ZM33 194H34V193H33ZM65 194H66V193H65ZM89 194H91V193H89ZM123 194H124V193H123ZM133 194H134V192H133ZM142 194H143V193H142ZM144 194H145V193H144ZM144 194H143V195H144ZM147 194H149V192H148ZM150 194H151V192H150ZM154 194H155V193H154ZM156 194H157V193H156ZM165 194H166V193H165ZM167 194H168V192H167ZM190 194L195 195L194 192H193V193L191 192ZM190 194H189V195H190ZM206 194H207V193H206ZM226 194H228V193H226ZM13 195H15V194H13ZM72 195H73V194H72ZM98 195L102 196V193H101V194H98ZM98 195H97V196H98ZM106 195H107V194H105L104 196H106ZM119 195H118V196H119ZM124 195H125V194H124ZM138 195H139V193H138ZM187 195H188V194H187ZM189 195H188V196H189ZM212 195H213V194H212ZM232 195H233V194H232ZM232 195H230V196H232ZM241 195H242V194H241ZM248 195H249V194H248ZM258 195H259V194H258ZM3 196H4V195H3ZM8 196H9V195H8ZM68 196H69V195H68ZM131 196H132V195H131ZM133 196H134V195H133ZM154 196H155V195H154ZM156 196H157V195H156ZM162 196H163V195H162ZM179 196H180V195H179ZM183 196H184V194H183ZM183 196H181V199H180V200H182ZM196 196H197V194H196ZM206 196H208V195H206ZM225 196H226V195H225ZM228 196H229V194H228ZM69 197H70V196H69ZM74 197H75V196H74ZM135 197H136V196H135ZM145 197H148V195L145 196ZM158 197H160V196H158ZM184 197H185V196H184ZM213 197H214V195H213ZM232 197H234V196H232ZM232 197H231V198H232ZM248 197H249V196H248ZM7 198H9V197H7ZM7 198H6V199H7ZM116 198H117V197H116ZM125 198H126V197H125ZM125 198H122V199H125ZM128 198H129V197H128ZM148 198H150V197H148ZM148 198H147V199H148ZM190 198H191V197H189V199H190ZM192 198H193V197H192ZM192 198H191L190 200H192ZM194 198H196V197H194ZM199 198H200V197H199ZM227 198H229V197H227ZM252 198H253V197H252ZM2 199H3V198H2ZM6 199H5V200H6ZM12 199H13V198H12ZM12 199H11V200H12ZM14 199H15V198H14ZM113 199H114V198H113ZM132 199H133V198H131V202H132ZM140 199H141V198H140ZM147 199H145V200H147ZM186 199H188V198H185V199L183 200V201H185L184 203L182 202L183 205H184L185 203H187V201H189V200H186ZM209 199H210V198H209ZM216 199H217V197H216ZM244 199H245V198H244ZM255 199H256V198H255ZM153 200H154V198H153ZM153 200H152V201H153ZM155 200H156V198H155ZM193 200H194L193 202H195V199H193ZM217 200H218V199H217ZM230 200H232V199H230ZM233 200H234V199H233ZM66 201H68V200H66ZM74 201H75V199H74ZM89 201H90V200H89ZM127 201H128V199H127ZM127 201H125V202L127 203ZM134 201H136V200H134ZM143 201H144V199L142 200V202H143ZM149 201H150V200H149ZM173 201H174V200H173ZM208 201H209V200H208ZM210 201H211V199H210ZM215 201H216V200H215ZM227 201H228V200H227ZM248 201H249V200H247V202H248ZM3 202H4V201H3ZM5 202H6V201H5ZM9 202H10V201H9ZM70 202H73V201H70ZM108 202H110V201H108ZM131 202H130V203H131ZM146 202H147V201H146ZM176 202H177V201H176ZM180 202H181V201H180ZM190 202H191V201H190ZM206 202H207V199H206ZM213 202H214V201H213ZM233 202H234V201H233ZM54 203H55V202H54ZM57 203H58V202H57ZM88 203H90V202H88ZM118 203H119V202H118ZM139 203H141V202H139ZM144 203H145V201H144ZM147 203H148V202H147ZM149 203H150V202H149ZM154 203H156V202H154ZM158 203H159V202H158ZM172 203H173V202H172ZM177 203L179 204V202H177ZM191 203H192V202H191ZM209 203H210V202H209ZM214 203H215V202H214ZM243 203H244V202H243ZM60 204H61V203H60ZM86 204H87V203H86ZM133 204H135V203L133 202ZM151 204H152V203H151ZM156 204H157V203H156ZM156 204H154V205H156ZM170 204H171V203H170ZM178 204H177V208H178V211H177V212H180L181 209L185 207V205L180 209L178 206H180V205H182V204H179V205H178ZM192 204H194V203H192ZM192 204H191V205H192ZM195 204H197V203H195ZM195 204H194L193 206H195ZM216 204H217V203H216ZM219 204H220V203H219ZM244 204H245V203H244ZM52 205H53V204H52ZM56 205H57V207L59 206L58 204H56ZM56 205H55L54 207H56ZM65 205H66V204H65ZM105 205L107 206V204H105ZM108 205H109V204H108ZM130 205H131V204H130ZM144 205H145V204H144ZM174 205H175V204H174ZM207 205H208V204H207ZM210 205H211V203H210ZM210 205H208V206H210ZM251 205H252V204H251ZM60 206H61V205H60ZM83 206H84V205H83ZM87 206H88V205H87ZM125 206H126V204H125ZM128 206H129V205H128ZM146 206H147V205H146ZM164 206L166 207L165 203H164ZM170 206H171V205H170ZM199 206H200V205H199ZM216 206L219 207V205H216ZM262 206H263V205H262ZM63 207H64V205H63ZM122 207H123V206H122ZM130 207H131V206H130ZM132 207H133V206H132ZM136 207H137V206H136ZM141 207H142V206H141ZM147 207H148V206H147ZM165 207H164V208H165ZM190 207H191V206H190ZM206 207H207V206H206ZM210 207H211V206H210ZM230 207H231V206H230ZM232 207H233V206H232ZM243 207H244V206H243ZM38 208H39V207H38ZM65 208H66V207H65ZM127 208H129V207H127ZM127 208H122V210H123V209H124V210L126 209V211H127V210H128ZM142 208H143V207H142ZM158 208H159V207H158ZM175 208H176V206H175ZM188 208H189V206H188ZM211 208H214V207H211ZM211 208H208V209L210 210ZM216 208H217V207H216ZM219 208H221V207H219ZM245 208H246V207H245ZM67 209H68V208H67ZM69 209H70V207H69ZM96 209H97V208H96ZM96 209L94 210V212L96 211ZM129 209H130V208H129ZM217 209H218V208H217ZM217 209H216V211H217ZM239 209H240V208H239ZM49 210H50V209H49ZM49 210H48V211H49ZM54 210H55V209H54ZM65 210H66V209H65ZM102 210H103V209H102ZM118 210H119V209H118ZM124 210H123V211H124ZM137 210H138V209H137ZM139 210H140V209H139ZM147 210H148V209H147ZM167 210H168V209H167ZM211 210H212V209H211ZM213 210H214V209H213ZM218 210H219V209H218ZM235 210H236V209H235ZM244 210H245V209H244ZM55 211H56V210H55ZM55 211H54V213H55ZM76 211H77V210H76ZM79 211H80V210H79ZM86 211H89V210H86ZM149 211H152V210L149 209ZM149 211H148V212H149ZM160 211H161V209H160ZM175 211H176V210L174 209V213H176ZM182 211H183V209H182ZM238 211H239V210H238ZM247 211H248V210L246 209L245 212H247ZM39 212H40V211H39ZM46 212H47V210H46ZM60 212H62V211H60ZM71 212H72V210L70 211V213H71ZM82 212H83V210H82ZM84 212H85V211H84ZM96 212H97V211H96ZM98 212H99V211H98ZM98 212H97V213H94L93 215H95V216L97 215L96 217H98V216H99V215H98ZM116 212H117V211H116ZM116 212H115V213H116ZM130 212H131V211H130ZM136 212H138V211H136ZM141 212H142V211H141ZM230 212H231V209H230ZM49 213H50V212H49ZM49 213H48V214H49ZM54 213H53V215H54ZM64 213H65V212H64ZM79 213H80V212H79ZM79 213H74V212H73V213H71V214H74L73 217H75V214L77 215V214H79ZM88 213H89V212H88ZM108 213H109V212H108ZM118 213H119V212H118ZM123 213H124V212H123ZM155 213H156V212H155ZM171 213H172V212H171ZM171 213H170V214H171ZM197 213H198V212H197ZM209 213H211V212H209ZM218 213H220V212H218ZM48 214H47V215H48ZM60 214H61V213H60ZM65 214H66V215L61 214L60 216L63 215L64 217L67 218V213H65ZM90 214H91V213H89V215H90ZM106 214H107V213H106ZM120 214H121V213H120ZM120 214H118V215H120ZM144 214H146L145 211H144ZM149 214H150V213H149ZM207 214H208V213H207ZM247 214H248V213H247ZM247 214H246V215H247ZM53 215L51 214V216H53ZM79 215H81V214H79ZM124 215H125V213H124ZM133 215H134V214H133ZM136 215H137V214H136ZM214 215H215V214H214ZM217 215H218V214H217ZM56 216L59 217V214L56 215ZM56 216H53V217L56 218ZM81 216H82V217H83V216L86 217V215H83V213H82ZM87 216H88V215H87ZM100 216H101V215H100ZM112 216H113V215H112ZM159 216H160V215H159ZM162 216H163V215H161V217H162ZM173 216H174V218H175L176 215H173ZM177 216H178V215H177ZM177 216H176V217H177ZM219 216L221 217V215H219ZM219 216H218V217H219ZM45 217H46V216H45ZM69 217H71V216L69 215L68 218H69ZM73 217H71V218H73ZM76 217H78V215H77ZM76 217L74 218L75 221H76ZM79 217H80V216H79ZM79 217H78V218H79ZM85 217H83V218H85ZM90 217H91V216H90ZM154 217H155V216H154ZM204 217H205V216H204ZM207 217H208V216H207ZM218 217H216V218H218ZM41 218H42V217H41ZM60 218H61V217H59V219H60ZM78 218H77V220L79 221ZM83 218H82V219H83ZM92 218H94V216H93ZM104 218H105V217H104ZM114 218H115V217H114ZM118 218H119V217H118ZM127 218H128V217H127ZM127 218H126V220H127ZM133 218H134V217H133ZM137 218H138V217H137ZM143 218H144V217H143ZM152 218H153V216H152ZM177 218H178V217H177ZM177 218H176V219H177ZM205 218H206V217H205ZM205 218H204V219H205ZM211 218H212V217H211ZM45 219H47V217H46ZM63 219H64V218H63ZM80 219H81V218H80ZM86 219H87V218H86ZM86 219H85V220H86ZM96 219H97V218H96ZM98 219H99V218H98ZM116 219H117V218H116ZM122 219H123V218H122ZM130 219H132V218H130ZM130 219H128V220H130ZM150 219H151V218H150ZM154 219H155V218H154ZM47 220H48V219H47ZM64 220H65V219H64ZM64 220H63V221H64ZM68 220H69V219H68ZM70 220H71V219H70ZM83 220H84V219H83ZM88 220H89V219H88ZM103 220H104V219H103ZM103 220H102V221H103ZM106 220H107V219H106ZM117 220H119V219H117ZM126 220H125V221H126ZM128 220H127L128 224L131 223V222H130L131 220H130V221H128ZM133 220H134V219H133ZM133 220H132V221H133ZM138 220H139V219H138ZM155 220H157V218H156ZM155 220H154V221H155ZM158 220H159V219H158ZM165 220H166V219H164V221H165ZM235 220H236V219H235ZM235 220H234V221H235ZM91 221H92V220H91ZM94 221H95V220H93V222H94ZM98 221H99V220H98ZM123 221H124V220H123ZM141 221H142V219H141ZM147 221H148V220H147ZM154 221L152 220V222H154ZM159 221H161V220H159ZM167 221L169 222V220H167ZM170 221H171V219H170ZM173 221H175V220H173ZM197 221H198V220H197ZM49 222H50V221H49ZM57 222H58V221H57ZM65 222H66V225H64L65 223L63 224L64 228H66V226H67V221H65ZM69 222H71V221H69ZM76 222H77V221H76ZM82 222H83V221H82ZM82 222H78V224H79V223L82 224ZM85 222L88 223V221H85ZM85 222H84L83 225L86 224ZM107 222H109V221H107ZM107 222H105V223H107ZM119 222H120V221H119ZM137 222H138V221H137ZM165 222H166V221H165ZM171 222H172V221H171ZM177 222H179V221H177ZM242 222H243V221H242ZM246 222H248V221H246ZM89 223H90V220H89ZM101 223H102V222H101ZM112 223L114 224L113 221H112ZM135 223H136V222H135ZM145 223H146V222H145ZM147 223H148V224H151V223H149V222H147ZM147 223H146V224H147ZM159 223L161 224L162 222H159ZM219 223H220V222H219ZM236 223L238 224L237 221H235V225H236ZM244 223H245V222H244ZM60 224H61V223H60ZM60 224H58V225H60ZM71 224H74V221H73ZM75 224H76V223H75ZM78 224H77V225H78ZM96 224H97V222H96ZM148 224H147V225H148ZM163 224H164V223H163ZM173 224H174V223H173ZM240 224H241V222H240ZM68 225H69V224H68ZM92 225L94 226L95 224H92ZM98 225H99V224H98ZM111 225H112V224H111ZM120 225H123V224H120ZM134 225H135V224H134ZM152 225H153V224H152ZM166 225H167V224H166ZM168 225H170V224H168ZM174 225H175V224H174ZM242 225H243V224H242ZM242 225H240V226H242ZM244 225H246V224H244ZM36 226H37V225H36ZM47 226H48V225H47ZM54 226H55V225H54ZM60 226H61V225H60ZM63 226H61V227H63ZM74 226H75V225H74ZM125 226H126V225H125ZM125 226H123V227L121 228V230H122L123 228H125ZM141 226H142V225H141ZM148 226H149V225H148ZM148 226H147V227H148ZM159 226H160V225H159ZM195 226H196V225H195ZM204 226H205V225H204ZM41 227H42V226H41ZM51 227H53V225H52ZM67 227H68V226H67ZM72 227H73V226H72ZM126 227H127V226H126ZM130 227H132V226H129V229H130ZM133 227H134V226H133ZM133 227H132V230H133ZM136 227H137V224H136ZM138 227H139V226H138ZM150 227H151V226H149V228H150ZM161 227H162V226H161ZM171 227H173V226H171ZM178 227H179V226H178ZM205 227H206V226H205ZM217 227H218V226H217ZM220 227H221V226H220ZM231 227H232V225H231ZM236 227H238V225H237ZM236 227H235V228H236ZM36 228H37V227H36ZM38 228H39V227H38ZM42 228H43V227H42ZM45 228H46V227H45ZM49 228H50V226H49ZM53 228H55V227H53ZM69 228H71V227H69ZM109 228H110V227H109ZM111 228H112V226H111ZM127 228H128V227H127ZM144 228H145V227H144ZM144 228H143V229H144ZM149 228H148V231L152 230V229L149 230ZM153 228H154V227H153ZM202 228H203V227H202ZM50 229H51V228H50ZM62 229H63V228H62ZM72 229H73V228H72ZM72 229H71V231H72ZM113 229H114V228H113ZM137 229H139V228H137ZM143 229H142V230H143ZM154 229H155V228H154ZM42 230H43V229H42ZM47 230H48V228H47ZM65 230H66V229H65ZM73 230H74V229H73ZM110 230H112V229H110ZM121 230H119V231H121ZM132 230H131V232H132ZM134 230H135V228H134ZM156 230H157V227H156ZM159 230H160V229H159ZM197 230H198V229H197ZM39 231H41V230L39 229ZM55 231H56V230H55ZM67 231L69 232V229H68ZM99 231H101V230H99ZM104 231H105V230H104ZM106 231H107V233H108L109 230H106ZM122 231H125V230H122ZM139 231H140V230H139ZM144 231H147V230H144ZM144 231H143V232H144ZM218 231H219V230H218ZM235 231H236V230H235ZM34 232H35V231H34ZM37 232H38V231H37ZM37 232H36V233H37ZM51 232H54V230L51 231ZM68 232H67V233H68ZM97 232H98V231H97ZM127 232H128V231H127ZM127 232L125 231V232H123V233H126V234H127ZM131 232H129V233H131ZM135 232H136V231H135ZM135 232H134V233H135ZM151 232L153 233V231H151ZM157 232H158V231H157ZM181 232H183V231H181ZM216 232H217V231H216ZM47 233H49V231H48ZM70 233H71V232H70ZM99 233H100V232H99ZM110 233H111V231H109V234H108V235H110ZM121 233H122V232H121ZM140 233H141V232H140ZM145 233H146V232H145ZM159 233H160V232H158V234H159ZM213 233H214V231H213ZM37 234H38V233H37ZM50 234H51V233H50ZM94 234H95V233H94ZM102 234H104V233L102 232ZM102 234H101V235H102ZM117 234H119V233H117ZM126 234H125V235H126ZM138 234H139V233H138ZM142 234H143V233H142ZM155 234H156V233H155ZM167 234H168V233H167ZM192 234H193V233H192ZM32 235H33V234H32ZM45 235H46V234H45ZM47 235H49V234H47ZM47 235H46V236H47ZM52 235H53V234H52ZM52 235H51V236H52ZM96 235H97V234H95V237H96ZM111 235H114V234L111 233ZM111 235H110V236H107V239H110ZM115 235H116V234H115ZM121 235H122V234H121ZM128 235H129V234H128ZM144 235H145V234H144ZM146 235H147V233H146ZM180 235H181V234H180ZM183 235H184V234H183ZM53 236H54V235H53ZM57 236H58V235H57ZM60 236H61V234H60ZM105 236H106V235H105ZM129 236H130V235H129ZM132 236H135V235H132ZM138 236H140V235H138ZM138 236H137V237H138ZM163 236H164V235H163ZM48 237H49V236H47V239H48ZM58 237H59V236H58ZM62 237H63V236H62ZM64 237H65V236H64ZM98 237H100V235H98ZM108 237H109V238H108ZM115 237H116V236H114L113 238H115ZM185 237H186V236H185ZM196 237H197V236H196ZM24 238H25V237H24ZM41 238H44V237L41 236ZM52 238H53V237H52ZM102 238H103V237H100V239H102ZM117 238H118V236H117ZM133 238H134V237H133ZM133 238H132V241H134ZM135 238H136V237H135ZM139 238H141V236H140ZM142 238H143V237H142ZM145 238H146V236H145ZM147 238H148V237H147ZM149 238L151 239V237H149ZM158 238H159V237H158ZM168 238H169V237H168ZM205 238H206V237H205ZM29 239H31V238H29ZM33 239H34V238H33ZM37 239L40 240L39 238H36V240H35L36 242H37ZM53 239H54V238H53ZM100 239H99V240H100ZM118 239H119V238H118ZM130 239H131V237H130ZM156 239H157V238H156ZM209 239H210V238H209ZM25 240H26V239H25ZM44 240H46V239H44ZM49 240H50V239H49ZM56 240H58V239L56 238ZM94 240H95V238H94ZM99 240H97V241H99ZM103 240H104V239H103ZM125 240H126V239H125ZM139 240H140V242L143 241L142 239H138V240L134 241V242H136V243H135L136 248L139 247V246H140V248H142L141 245H143V243H144V241H145V239H144V241L141 243V245H139V244H140ZM216 240H218V239H216ZM26 241H27V240H26ZM31 241H32V240H31ZM33 241H34V240H33ZM35 241H34V242H35ZM42 241H43V240H42ZM46 241H47V240H46ZM54 241H55V239H54ZM97 241H96V242H97ZM106 241H107V240H106ZM113 241H114V240H113ZM115 241H116V240H115ZM137 241H138V242H137ZM147 241H148V240H147ZM147 241H145V242H147ZM152 241H153V243H154V240H152V239H151V241L149 240L150 243H151ZM179 241H180V240H179ZM181 241H182V240H181ZM192 241H193V240H192ZM210 241H211V240H210ZM213 241H214V240H213ZM24 242H25V241H24ZM28 242H30V241L28 240ZM39 242H40V241H39ZM47 242H48V241H47ZM52 242H53V241H52ZM94 242H95V241H94ZM107 242L110 243L109 241H107ZM111 242H112V241H111ZM118 242H119V240H118ZM124 242H125V241H124ZM126 242H127V240H126ZM126 242H125V243H126ZM129 242H130V240H129ZM129 242H128V243H129ZM149 242H148V243H149ZM157 242H158V241H157ZM194 242H195V241H194ZM20 243H22V241H21ZM26 243H27V242H26ZM26 243H25V244H26ZM31 243H32V242H31ZM55 243H56V242H55ZM55 243H53V244H55ZM98 243H99V242H98ZM98 243H97V244H98ZM100 243H101V241H100ZM102 243H105V242H102ZM120 243H121V241H120ZM132 243H133V242H132ZM132 243L129 244V245H131L130 247H132V245L134 246V243H133V244H132ZM138 243H139V244H138ZM148 243H147V244H148ZM150 243H149V244H150ZM162 243H163V240H162ZM198 243H199V242H198ZM207 243H208V240H207V239L202 240V243H201V241H200V245H201V247H202V246L205 247L206 245L208 246ZM28 244H29V243H28ZM41 244H42V243H40V245H41ZM94 244H95V243H94ZM122 244H123L124 246L126 245V244L123 243V241H122ZM159 244H160V243H159ZM174 244H175V243H174ZM194 244H195V243H194ZM211 244H212V243H211ZM211 244H210V245H211ZM33 245H34V243H33ZM66 245H67V243H66ZM68 245H69V243H68ZM68 245H67V246H68ZM91 245H92V243H91ZM95 245H96V244H95ZM98 245H100V244H98ZM98 245H96V246H98ZM110 245H112V244H110ZM114 245H115V244H114ZM120 245H121V244H120ZM138 245H139V246H138ZM144 245H146V243H145ZM150 245L152 246V245H154V244H150ZM162 245H164V244H162ZM165 245H166V244H165ZM171 245H172V244H171ZM195 245H196V244H195ZM197 245H198V244H197ZM197 245H196V246H197ZM215 245H216V244H215ZM236 245H238V244H236ZM17 246H18V245H17ZM29 246H30V245H29ZM31 246H32V245H31ZM55 246H56V245H55ZM55 246H54V249H55ZM96 246H95V247H96ZM115 246H116V245H115ZM118 246H119V245H118V243H117L116 248H117ZM124 246H122L123 248H121V249H124V250H125ZM146 246H149V245H146ZM146 246H144L143 248L145 249ZM176 246H177V244H176ZM188 246H190V245H188ZM207 246H206V247H207ZM32 247H33V246H32ZM32 247H30V250H33L34 248L36 249L37 244H36L35 247H33V249H32ZM41 247H42V246H41ZM93 247H94V246H93ZM98 247H99V246H98ZM103 247H105V246H103ZM107 247H108V246H107ZM107 247H105V248H107ZM119 247H121V246H119ZM153 247H154V246H153ZM153 247H151V248L153 249ZM201 247H200V249H198V248L196 247V249L199 251V253H197V250H196V249H195V251L192 250V249L195 248L194 245H193V247L191 248V251H190V252L194 251V253H193V252H192L191 254H190V252L187 253V254H190V255H191L192 260H194L195 257H196V258L199 257V256L202 257V255H203L202 258L205 259V258H204L205 256H204V254H203V253H205V252H204V248L202 247V248H203V253H202V248H201ZM24 248H25V246H24ZM26 248L29 249V247H26ZM44 248H45V246L43 247V250H42V251H44ZM57 248H58V247H57ZM90 248H91V247H90ZM96 248H97V247H96ZM109 248H110V247H109ZM112 248H113V247H112ZM134 248H135V247H134ZM134 248H133V249L131 248V249H132V250H131L132 252H130V253H133V254H134V252H133ZM140 248H138V249H139L138 251H140ZM162 248H163V247H162ZM237 248H238V247H237ZM16 249H17V248H16ZM28 249H27V250H28ZM38 249H39V247H38ZM59 249H60V248H59ZM61 249H62V248H61ZM66 249H67V248H66ZM66 249H65V250H66ZM101 249H102V247H101ZM144 249H143V250H144ZM147 249H148V248H146V250H147ZM149 249H150V248H149ZM164 249H165V248H164ZM179 249H180V248H179ZM187 249H188V247H187ZM205 249H206V248H205ZM208 249H209V248H208ZM208 249H207V250H208ZM17 250H18V249H17ZM23 250H24V249H23ZM27 250L25 249L26 252H27ZM46 250H47V249H46ZM114 250H115V248H114ZM127 250H128V249L126 248V253H127ZM135 250H137V249H135ZM141 250H142V249H141ZM184 250H185V249H184ZM200 250H201V251H200ZM33 251H34V250H33ZM38 251H39V250H38ZM38 251H37V254H38ZM40 251H41V250H40ZM51 251H52V250H51ZM90 251H91V250H90ZM98 251H99V248H98ZM103 251H104V249H103ZM107 251H108V249H107ZM107 251H106V252H107ZM115 251H116V250H115ZM121 251H122V250H121ZM138 251L136 252L137 254H138ZM144 251H145V250H144ZM144 251H142V253H143ZM147 251H148V250H147ZM147 251H146V252H147ZM156 251H157V250H156ZM174 251H175V250H174ZM237 251H238V250H237ZM34 252H35V251H34ZM48 252H49V251H48ZM57 252H58V251H57ZM60 252H61V251H60ZM94 252H95V251H94ZM94 252H93V250H92V253H94ZM100 252H101V251H100ZM128 252H129V251H128ZM140 252H141V251H140ZM152 252H154V249L152 250ZM158 252H159V251H158ZM195 252L197 253V255H198V254H201V255L196 256ZM206 252H207V251H206ZM29 253H30V252H29ZM31 253H32V252H31ZM64 253H65V251H64ZM92 253H91V256H92ZM101 253H103V252H101ZM109 253H110V252H109ZM111 253H112V256H114V255H113V251H112ZM114 253H115V252H114ZM117 253H118V249H117ZM117 253H116V254H117ZM119 253H121L120 250H119ZM122 253H123V254H126V253H124V251H123ZM130 253H129V254H130ZM144 253H145V252H144ZM156 253H157V252H156ZM159 253H160V252H159ZM15 254H16V253H15ZM24 254H25V253H24ZM26 254H27V253H26ZM39 254H40V253H39ZM42 254H43V253H42ZM51 254H52V253H51ZM51 254H50V256H51ZM89 254H90V253H89ZM96 254H97V252H96ZM96 254H94V257H95ZM116 254H115V255H116ZM139 254H140V253H139ZM147 254H148V252H147ZM150 254H151V253H150ZM174 254H175V253H174ZM187 254H186L184 257H186ZM192 254L194 255V257H193ZM28 255H29V254H28ZM30 255H32V254H30ZM46 255H47V254H46ZM55 255H56V254H55ZM103 255H104V253H103ZM118 255H119V254H118ZM118 255H117V256H118ZM126 255L128 256V254H126ZM143 255H144V254H143ZM157 255H158V253L155 254V256H157ZM179 255H180V254H179ZM183 255H184V254H183ZM190 255H189V256H190ZM13 256H14V255H13ZM43 256H44V255H43ZM47 256H48V255H47ZM91 256L89 255L88 257H91ZM96 256H97V255H96ZM100 256H102V255H100ZM107 256H111V255H107ZM131 256H132V255H129V257H131ZM136 256H137V255H136ZM136 256H134V257H136ZM140 256H141V254H140ZM144 256H145V255H144ZM144 256H143V257H144ZM146 256H148V255H146ZM175 256H176V255H175ZM18 257L20 258V256H18ZM21 257H22V256H21ZM26 257H27V256H26ZM34 257H35V256H34ZM53 257H54V256H53ZM64 257H65V256H64ZM79 257H80V256H79ZM82 257H83V256H82ZM84 257H85V256H84ZM84 257H83V258H84ZM94 257H92V258H94ZM98 257H99V254H98ZM98 257H97V258H98ZM103 257H104V256H103ZM103 257H102V258H103ZM105 257H106V256H105ZM118 257H119V256H118ZM150 257H152V256H150ZM159 257H161V256H159ZM172 257H173V256H172ZM176 257H177V256H176ZM178 257H179V256H178ZM15 258H16V255H15L14 259H15ZM38 258H39V256H38ZM46 258H47V257H46ZM58 258L60 259V257H58ZM86 258H87V257H86ZM102 258H101V259H102ZM108 258H109V257H108ZM112 258H113V257H112ZM114 258H116V256H114ZM121 258L123 259V258H125V256L123 257V255H122ZM137 258H138V257H137ZM155 258H156V257H155ZM206 258H207V257H206ZM22 259H23V258H22ZM33 259L35 260V258H33ZM49 259H50V258H49ZM61 259H62V258H61ZM87 259H90V258H87ZM126 259H127V258H126ZM131 259H132V258H130V260H131ZM144 259H145V258H144ZM147 259H148V257H147ZM186 259H187V258H186ZM203 259H202V260H203ZM18 260H19V259H18ZM23 260H24V259H23ZM43 260H45V259H43ZM76 260H77V259H76ZM81 260H82V259H81ZM96 260H97V259H96ZM98 260H99V259H98ZM104 260H105V258H104ZM109 260H110V259H109ZM116 260H117V259H116ZM116 260L112 259L113 262L116 261ZM120 260H121V259H120ZM127 260H129V259H127ZM130 260H129V261H130ZM137 260H138V259H137ZM152 260H153V259H152ZM156 260H157V259H156ZM188 260H189V259H188ZM192 260H190V262H191ZM196 260L198 261V259H196ZM196 260H195V261H196ZM244 260H245V259H244ZM253 260H254V259H253ZM255 260H256V259H255ZM255 260H254V261H255ZM19 261H20V260H19ZM26 261H27V260H26ZM29 261H30V262H28V263H31V262H32V261H31V258L29 259ZM36 261L38 262V259H37ZM39 261H40V260H39ZM50 261H51V259H50ZM68 261H69V260H68ZM86 261H87V260H86ZM86 261L84 262V260H83V264H84V263H87L89 260H88L87 262H86ZM100 261H101V260H100ZM107 261H108V259H107ZM112 261H109V262H111L110 264H112ZM129 261H128V262H129ZM133 261H136V260L133 259ZM150 261H151V260H150ZM172 261H173V259H172ZM197 261H196V262H197ZM238 261H239V260H238ZM238 261H237V263H238ZM246 261H249V260H246ZM246 261H244L243 263H245ZM12 262H13V261H12ZM15 262H16V261H15ZM46 262H47V261H46ZM56 262H57V261H56ZM69 262H71V261H69ZM77 262H78V260H77ZM122 262H123V260H122ZM126 262H127V261H126ZM128 262H127V264H128ZM147 262L150 263L149 261H147ZM151 262H152V261H151ZM153 262H154V260H153ZM156 262H158V260H157ZM173 262H174V261H173ZM180 262H181V261H180ZM182 262H183V261H182ZM193 262H194V261H193ZM193 262H192V263H193ZM250 262H251V261H250ZM252 262H253V261H252ZM256 262H257V263H256ZM256 262H255V264H259V263H261V262H259V260H256ZM13 263H14V262H13ZM34 263H35V262H34ZM40 263H41V261H40L38 264H40ZM44 263H45V262H44ZM78 263H79V262H78ZM78 263H77V264H78ZM97 263H98V262H97ZM97 263H95V264H97ZM129 263H132V264H133L134 262H129ZM137 263H138V261H137ZM175 263H176V262H175ZM183 263H185V262H183ZM202 263H203V262H202ZM11 264H12V263H11ZM18 264H19V263H18ZM47 264H48V263H47ZM49 264H50V263H49ZM66 264H67V263H66ZM68 264H70V263H68ZM71 264H72V263H71ZM100 264H101V263H100ZM103 264H105V262H103ZM106 264H107V262H106ZM108 264H109V263H108ZM114 264H115V263H114ZM124 264H126V263L124 262ZM135 264H136V262H135ZM143 264H145V263H143ZM157 264H158V263H157ZM178 264H179V263H178ZM185 264H188V262L185 263ZM194 264H196V263L194 262ZM197 264H201V261H199V263H197ZM241 264H242V261H241ZM246 264H249V263H246ZM251 264H254V263H251ZM261 264H262V263H261Z\"/></svg>",
	"mask_w": 264,
	"mask_h": 264
},
{
	"label": "built area",
	"instance_id": "built-area-1",
	"mask_svg": "<svg viewBox=\"0 0 264 264\" xmlns=\"http://www.w3.org/2000/svg\"><path fill=\"white\" fill-rule=\"evenodd\" d=\"M149 172L147 169H142L140 172L131 173L126 181V189H134L138 184H140L146 177H148Z\"/></svg>",
	"mask_w": 264,
	"mask_h": 264
}]
</instances>
